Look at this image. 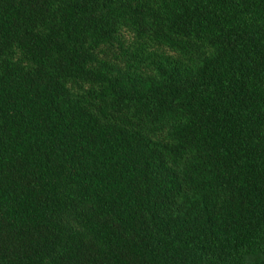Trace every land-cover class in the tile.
<instances>
[{
  "label": "trees",
  "instance_id": "16d2710c",
  "mask_svg": "<svg viewBox=\"0 0 264 264\" xmlns=\"http://www.w3.org/2000/svg\"><path fill=\"white\" fill-rule=\"evenodd\" d=\"M0 264H264V0H0Z\"/></svg>",
  "mask_w": 264,
  "mask_h": 264
}]
</instances>
